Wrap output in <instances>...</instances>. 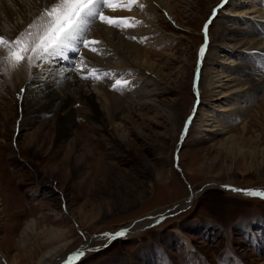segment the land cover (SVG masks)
<instances>
[{
    "label": "rangeland",
    "instance_id": "obj_1",
    "mask_svg": "<svg viewBox=\"0 0 264 264\" xmlns=\"http://www.w3.org/2000/svg\"><path fill=\"white\" fill-rule=\"evenodd\" d=\"M223 1L171 0L175 17L160 8L151 21L140 8L137 28L149 29L151 44L162 34L174 37L170 47L148 46L150 61L165 66L160 80L168 90L159 91L157 105L173 110L158 106L156 119L157 107L132 105L128 119L115 120L118 138L111 140L100 119H93L90 105L76 98L73 131L86 135L93 150L89 160L81 156L79 163H85V169L78 175L70 160L63 164L71 151L69 140L54 146L57 134L49 124L53 112L40 114L33 126L27 121L19 133L17 153L13 150L10 132L14 121L19 122L17 94L6 65L9 59L1 56L5 71L0 70V264H43L45 254L61 244L54 233L58 227L64 228L62 240L67 243L62 255L91 238L92 250L68 264H264V196L233 190L264 192V93L251 99L247 117L227 118L229 111L215 107L221 93H202L197 83L212 66L209 57L201 64L199 49L208 43L215 50L220 42L218 14L227 9ZM206 23L216 40L205 36ZM222 45L220 49L229 43ZM74 58L76 67L85 68L81 56ZM226 63L230 64L222 62ZM67 67L71 69L62 62L55 70L63 73ZM183 69L187 70L182 77L177 72ZM126 78L121 77L123 85L132 87ZM92 80L93 91L98 92L101 81L129 102L127 90L114 87L116 79L110 75ZM99 94L97 100L105 108ZM58 109L57 103L54 110ZM214 112L225 119L226 131L211 132L213 125L203 124L202 118L213 119ZM34 141L37 152L30 149ZM181 201L186 202L184 208L175 209ZM161 209L169 210L138 227V220ZM121 228L135 233L111 241L102 237ZM47 259L53 261L51 256Z\"/></svg>",
    "mask_w": 264,
    "mask_h": 264
},
{
    "label": "bare ground",
    "instance_id": "obj_2",
    "mask_svg": "<svg viewBox=\"0 0 264 264\" xmlns=\"http://www.w3.org/2000/svg\"><path fill=\"white\" fill-rule=\"evenodd\" d=\"M56 2L58 0H0V35H3L5 39H15L19 33L27 28L29 23H32L39 16L45 7H51ZM126 2L127 0H119L118 3L114 4L115 11L108 8H104L103 11L105 15L110 17H134V20L129 21L134 26L115 28L101 22L99 19L89 22L86 39L97 41L98 43H90L89 47L80 48L79 56H81V61L82 59L84 60L85 68L80 69L82 68L81 65H79L80 68L76 67L75 69L67 67V69H61V71H64L63 73L59 72V67H57L59 71L55 70L57 69V64L64 62L71 65L72 61H70V57H79L71 50L65 53L68 59L56 57L52 60L53 62L45 61L38 68H30L25 61L14 70L11 68L10 63H6L9 66L10 82L16 90L14 94H17V99L14 102L17 103L16 110L19 122L17 123V120L14 121V127L12 128V132H10L12 135L11 144L15 153H17L16 148H18L20 140L19 133L25 129L23 128V126L26 127L25 123L30 121L28 125L33 126L40 114L46 116L53 112V118L49 124H52L54 132L57 134L54 146L62 144L65 139L69 140L68 144L69 148L71 147V151L69 150L65 154L63 164L66 165V162L70 160L71 167H73L76 175H78L85 169V163H79L81 156L86 158L85 161H87L93 155V150L89 142H87L86 135L77 133L79 131H73L77 126L75 107L73 105L76 98L82 97V100L90 105L92 114L94 113L93 119L94 117L100 119L104 126L103 131L105 135L110 137L109 139L111 140L118 138L114 130L115 120L121 119V117L125 118H123L124 121L128 119L130 116H127L126 112H131L129 107H132V105L142 107L143 105L150 104L154 106L153 109L157 107V110H155L156 116L154 117L156 119L160 115L158 106L168 112L173 110V106L163 107L160 104L157 105L156 98L160 93L159 91L168 90V87L162 84L160 80L165 66H162L158 62L156 64L153 60L150 61L152 55L148 52V46L156 47L164 45L165 48L170 47L174 37L162 34L157 39L156 44H151L153 36H151V32H148L149 29L142 28L141 26L137 28L141 24V9L139 4L144 5L142 8L144 13H141L145 14L148 21H151L152 18L157 17L160 8L166 10L168 15H174V7L171 0H137L130 9L123 7V4ZM223 2L224 6H227V9L225 11L222 8L218 14V18L220 19V30H218L220 42L215 50L210 49V46H207L208 43L206 44L205 53L203 57H200L201 64H206L205 58L209 57L212 60V66L207 71L208 74L202 73L200 75L197 83L202 93L218 90V93H221V95L218 102L215 103L216 109L219 112L220 110L229 111V116L225 115L227 118H236L237 115L244 116L254 96L261 91L264 93V0H225ZM222 6H219V8ZM207 36L208 40H216L213 36H210V32H207ZM131 37H136V39H132ZM223 41H227L229 45L220 49L223 46ZM118 45L122 48H119ZM92 48H96L97 51H91ZM9 51L10 49H3L2 45H0V70L4 67L2 66L4 61L2 57L4 55L8 58ZM218 51L224 53L221 54ZM234 55L239 56L240 59H237V57L229 59ZM225 60H228L231 66L227 63L225 65L222 64ZM201 64L199 65L198 73H201ZM186 70L183 69V71L180 70L177 73H180L183 77ZM65 73H72V76H68ZM104 74L116 79L114 85L117 89L127 90L128 103H125L126 100L123 101V95H121L120 91L117 92L118 90H115L113 92L109 89V85H104L101 81H97L96 87H98L96 89L98 92H96L89 85V83L91 84L89 79L82 78L83 76L98 77ZM122 76L132 80L133 86L127 87L123 85ZM117 81H119V84H117ZM21 89H25V91L18 96ZM99 93L104 97L105 108H101L100 101L97 100V96H100ZM262 97L264 99V94ZM57 103L59 109L54 110ZM196 109L197 106L195 105L194 109L192 108L191 110V121ZM207 118L206 116L202 118L203 124H212L211 132H224L227 130L225 119L218 113L214 112L212 115L213 119ZM137 132L140 135L142 134V131L137 130ZM122 137L126 138L125 134ZM37 144V141H34L30 149L37 152L39 147ZM230 186L227 185V187ZM234 189L236 188L233 187ZM192 193L193 196L196 195L194 191ZM187 201L189 202L190 200L187 199ZM185 203V201L177 203L175 209L184 208ZM166 210L169 209H161L152 213L149 217L145 216V218L138 220L136 222L138 223V227L142 228L152 223L155 218L160 217ZM121 230L124 229L121 228L118 231ZM54 233L60 239L59 243L61 244L54 245V248L45 254L44 258L46 260H42L43 264H68V262L80 257H74V253L82 252L84 255V253L90 252L93 248L91 246V238H89L83 241V244L80 245L81 247L79 246L62 255L61 252H63L64 247H67V243H63L65 239L62 240L65 236L64 228L58 227L54 230ZM134 233L135 231L133 230H127L125 235L120 237H130ZM114 234H111L109 237H102L106 238L107 241H111L116 237ZM49 256L53 258V261L47 259Z\"/></svg>",
    "mask_w": 264,
    "mask_h": 264
},
{
    "label": "snow or ice",
    "instance_id": "obj_3",
    "mask_svg": "<svg viewBox=\"0 0 264 264\" xmlns=\"http://www.w3.org/2000/svg\"><path fill=\"white\" fill-rule=\"evenodd\" d=\"M119 0H58L51 7H45L38 17L29 23L27 28L19 33L13 40L5 39L0 35V45L9 48V63L12 69H17L22 62H27L30 68H38L45 61H51L56 57L68 59L65 53L69 50L75 52L77 56L80 54V48L89 47L90 43H98L97 41H89L86 39V33L89 29V22L99 19L101 22L107 23L109 26L124 28L134 26L129 21L134 17H110L105 15L103 9L108 8L115 11L114 4ZM137 0H127L123 7L130 9ZM143 8V4H139ZM215 12V10H214ZM208 24H205L204 32L207 36ZM136 39V37H131ZM206 45H202L199 49V56L203 57ZM91 51H97L92 48ZM39 62V63H35ZM71 68H76L75 58L72 60ZM83 79H97L98 77L83 76ZM119 84V81H117ZM115 87V85H114ZM25 89H21L18 96ZM185 122V132L188 124ZM252 196H264V192L256 190H241ZM165 217H162L163 219ZM160 222L159 220L157 221ZM127 229L116 232V237L124 236ZM109 237L111 234H102ZM74 257L82 256V252H76Z\"/></svg>",
    "mask_w": 264,
    "mask_h": 264
}]
</instances>
